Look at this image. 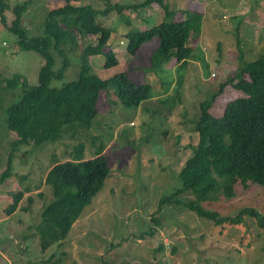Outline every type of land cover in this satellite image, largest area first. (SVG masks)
<instances>
[{"label":"rangeland","instance_id":"obj_1","mask_svg":"<svg viewBox=\"0 0 264 264\" xmlns=\"http://www.w3.org/2000/svg\"><path fill=\"white\" fill-rule=\"evenodd\" d=\"M23 1L0 0V177L16 139L7 126V109L22 92L21 84L16 90L9 89L7 82L17 75L23 77L20 82L27 80L29 86H35L44 64L38 53L21 51L19 38L10 30L16 18L14 8ZM146 1L75 0L74 4L105 11L114 5ZM164 1L175 21L185 18V10L203 13L200 37L189 40L193 52L187 65L180 69L174 61L153 65L151 56L159 45L156 37L133 55L126 51L127 32L171 20H166L158 4L129 11L114 8L108 15L98 16L97 22L112 30L109 47L120 63L106 68L105 55L91 57L94 72L103 79L126 72L133 83L150 84V98L136 108H126L113 90L102 92L91 129L14 151L13 175L0 183V264H264V230L256 219L218 225L184 205L159 206L164 197L181 188L180 170L198 143L194 129L201 103L235 75L243 62L264 57V0ZM64 4L61 0H33L22 15V29L29 37L43 36L46 17ZM75 34L77 51L67 52L70 65L61 80H52V87L76 79L81 55L97 43L98 36ZM53 52L57 70L62 57ZM179 79L182 86L176 92ZM239 96L241 92L225 86L211 113L222 116L227 104ZM80 144L86 158L94 157L104 146L110 176L69 237L42 250L36 228L44 207L55 199L52 187L45 184L46 175L54 163L73 158ZM20 191L30 192L17 211L8 215L13 196ZM176 199L183 204L194 196L186 193ZM202 207L223 217H233L245 208L264 214V189L256 184L248 189L240 185L235 198L220 197Z\"/></svg>","mask_w":264,"mask_h":264},{"label":"trees","instance_id":"obj_2","mask_svg":"<svg viewBox=\"0 0 264 264\" xmlns=\"http://www.w3.org/2000/svg\"><path fill=\"white\" fill-rule=\"evenodd\" d=\"M61 1L66 4L48 14L43 26L44 35L39 37H29L21 27L22 15L33 0H24L14 8L16 18L10 30L19 38V49L38 53L44 64L35 86H29L27 80L20 82L23 77L17 75L7 82L9 89L17 90L21 84L22 92L18 101L7 109V126L16 134V139L11 143L8 166L0 177V183L13 175V154L21 146L58 142L64 137H74L81 131L91 129L99 114L98 103L102 92L113 90L126 108H136L150 98V84H135L126 72H118L106 79L94 72L90 62L94 56L105 55L106 68L119 64L116 53L109 47L112 30L99 24L98 16H106L114 8L129 11L153 2L162 7L166 20H171L146 30L126 33V51L130 55L143 43L158 38L159 45L151 56L153 65L174 61L179 69L185 67L193 52L189 40L201 34V11L185 10V18L175 21L164 0L114 5L105 11H98L90 5H76L75 0ZM1 7L4 14L5 7ZM78 31L83 32L84 36H98L97 43L88 46L81 55L76 79L63 82L59 88L52 87V80H61L70 65L71 57L67 52L72 55L77 51L75 32ZM53 51L62 57L61 67L57 70H54L56 61ZM181 86L179 79L176 92ZM225 86L241 92V96L229 102L223 115L216 117L211 113V108ZM194 131L198 135V143L180 170L181 188L171 196L164 197L159 206L166 203L184 205L199 217L218 225H239L246 217H251L264 230V214L257 209L245 208L233 217H223L216 211L202 207V203L218 202L220 197L229 200L235 198L236 188L240 185L248 189L250 184H256L264 189V57L254 62H243L235 75L201 103V115ZM83 150L84 146L80 144L73 158L54 163L46 175L45 184L52 187L55 199L44 207L41 222L36 228L42 250L69 237L75 223L110 176L104 146L92 158H86ZM28 192L14 194L13 203L6 210L8 215L17 211ZM186 193H191L194 199L182 204L176 198Z\"/></svg>","mask_w":264,"mask_h":264},{"label":"crops","instance_id":"obj_3","mask_svg":"<svg viewBox=\"0 0 264 264\" xmlns=\"http://www.w3.org/2000/svg\"><path fill=\"white\" fill-rule=\"evenodd\" d=\"M112 37H113V33H112L111 39H112ZM111 39H110V40H111ZM119 63H120V61H119Z\"/></svg>","mask_w":264,"mask_h":264}]
</instances>
